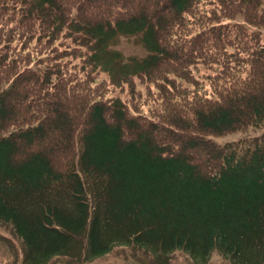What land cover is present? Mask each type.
Returning <instances> with one entry per match:
<instances>
[{"label": "trees", "instance_id": "1", "mask_svg": "<svg viewBox=\"0 0 264 264\" xmlns=\"http://www.w3.org/2000/svg\"><path fill=\"white\" fill-rule=\"evenodd\" d=\"M263 125L264 0H0V223L24 262L81 235L86 258L239 252L208 225L264 220V142L218 139Z\"/></svg>", "mask_w": 264, "mask_h": 264}, {"label": "rangeland", "instance_id": "2", "mask_svg": "<svg viewBox=\"0 0 264 264\" xmlns=\"http://www.w3.org/2000/svg\"><path fill=\"white\" fill-rule=\"evenodd\" d=\"M124 58L131 56L142 57L144 49L136 42L135 37H120L113 47ZM247 140L251 145L264 142V125L259 128H251L246 131L232 133L220 137L218 140ZM59 202L67 204L69 199L58 198ZM249 212L256 205L248 204ZM207 214H211V208L206 206ZM217 224L221 230H228L231 225H236L238 231L250 237V244H245L239 252L232 254L225 248L213 246L207 254L178 248L168 253H158L157 250L147 251L133 244L115 245L111 250L99 257H87L84 235L75 238L64 252L52 255L46 264H264V220L248 219L244 215V209L239 216L233 209H224L222 218L216 219L208 226ZM25 253L24 243L15 233L10 223H0V264H21ZM23 264V263H22Z\"/></svg>", "mask_w": 264, "mask_h": 264}, {"label": "crops", "instance_id": "3", "mask_svg": "<svg viewBox=\"0 0 264 264\" xmlns=\"http://www.w3.org/2000/svg\"><path fill=\"white\" fill-rule=\"evenodd\" d=\"M15 233H16V232H15ZM16 234H17V233H16ZM24 250H25V245H24ZM25 253H26V250H25ZM25 253H24L23 258H22V263H23V264H32V261H29V260H25V262H24ZM48 260H49V258H48L45 262L40 263V264H46V263L48 262ZM22 263H21V264H22Z\"/></svg>", "mask_w": 264, "mask_h": 264}]
</instances>
